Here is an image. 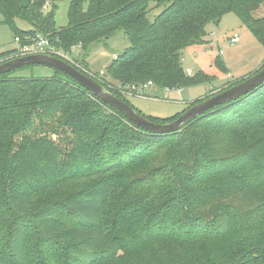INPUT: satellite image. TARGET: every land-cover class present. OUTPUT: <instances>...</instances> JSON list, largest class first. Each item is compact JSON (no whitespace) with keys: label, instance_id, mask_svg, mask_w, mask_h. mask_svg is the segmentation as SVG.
Here are the masks:
<instances>
[{"label":"trees","instance_id":"1","mask_svg":"<svg viewBox=\"0 0 264 264\" xmlns=\"http://www.w3.org/2000/svg\"><path fill=\"white\" fill-rule=\"evenodd\" d=\"M59 1L0 0V23L21 43L43 36L85 54L122 30L130 46L107 66L122 87L211 81L185 74L182 51L227 13L264 47V17L253 15L264 0H69L57 28ZM213 62L227 71L220 55ZM18 69L0 75V264H264V83L158 135L61 71ZM207 97L163 119L132 107L166 123Z\"/></svg>","mask_w":264,"mask_h":264},{"label":"rangeland","instance_id":"2","mask_svg":"<svg viewBox=\"0 0 264 264\" xmlns=\"http://www.w3.org/2000/svg\"><path fill=\"white\" fill-rule=\"evenodd\" d=\"M68 4L69 0H62L57 3L55 14V26L57 28L67 23ZM160 11V8L150 10L148 17L153 19ZM253 15L254 17H264V3L253 12ZM1 19L0 15V21ZM16 24L23 30L29 28V25L21 20H17ZM235 34V41L232 42L231 39ZM129 46L130 43L124 32L119 30L108 38L93 43L87 54L80 48V45L73 47L71 52L67 54L69 58L80 65L82 70L79 69L82 72L88 71L96 75L99 70H104L105 75L97 80L104 82L103 84L112 90L119 91L117 87L121 84L107 72V66L113 60L114 55L123 53ZM17 48L18 43L14 40L11 28L7 24L0 23V52ZM216 55H220L223 59L227 68L226 72H221L214 65L213 59ZM80 61H84V64ZM263 64L264 47L234 13H227L218 24L210 23L207 25L205 44L191 46L182 51V68L185 74L187 75V69L191 72L187 76L203 71L214 76L211 81L167 91L168 88H156L151 85L145 88L142 94L126 90V94H130L127 95V100L143 115L163 119L181 112L195 99L202 98L206 94L213 95L221 87L230 82H236L239 78L245 79ZM53 73L54 70L50 67L32 65L18 69L12 75L18 77H50Z\"/></svg>","mask_w":264,"mask_h":264},{"label":"water","instance_id":"3","mask_svg":"<svg viewBox=\"0 0 264 264\" xmlns=\"http://www.w3.org/2000/svg\"><path fill=\"white\" fill-rule=\"evenodd\" d=\"M32 65L47 66L63 72L75 80L80 86L90 91L99 100L118 110L129 121L133 122L141 129L151 134L158 135L177 132L196 117L211 111L216 106H221L244 97L264 83L263 65L255 73L246 77L241 82L216 92L215 94L210 95L202 101L192 105L182 112L176 119L166 123H155L135 111V109L127 102L122 101L111 92L107 91L95 79L82 73L70 63L49 54H29L9 58L0 63V75L24 66Z\"/></svg>","mask_w":264,"mask_h":264},{"label":"built area","instance_id":"4","mask_svg":"<svg viewBox=\"0 0 264 264\" xmlns=\"http://www.w3.org/2000/svg\"><path fill=\"white\" fill-rule=\"evenodd\" d=\"M235 38H236V34L233 36L231 41L234 42ZM25 39H28V37H25ZM14 40L18 43V48L16 49L14 54L10 56V58L23 56V55H29V54H49V55L58 57V58H60V59H62L64 61L70 63L73 66H76V68H80V65L78 63L74 62L73 59L69 58V56L67 54L68 52H65V51H63L61 49H56L48 41V39L43 37V36H38V38L32 39V41L29 42V43H21V40H20L19 37H14ZM116 57H117V55H114L113 59H115ZM186 72H187V75L191 74L189 69H187ZM84 73L87 76L95 79L96 81H98L97 79H99V78H101L102 76L105 75L104 74V70H99L96 73V75H94V74H92L91 72H88V71L87 72L84 71ZM102 83H104V82H102ZM151 85H152V82L149 81V82H147L145 84H142V85H127L125 87H121V86H118V87L116 86V87H117V89H119V91L122 94L130 95V94H126V90H129V92L135 91L136 94H142L144 89L147 88L148 86H151ZM167 90H169V89H166V91Z\"/></svg>","mask_w":264,"mask_h":264}]
</instances>
